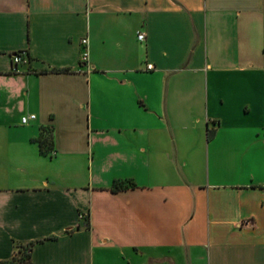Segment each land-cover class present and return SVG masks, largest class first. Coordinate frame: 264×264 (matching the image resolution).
Here are the masks:
<instances>
[{"label":"crops","instance_id":"obj_1","mask_svg":"<svg viewBox=\"0 0 264 264\" xmlns=\"http://www.w3.org/2000/svg\"><path fill=\"white\" fill-rule=\"evenodd\" d=\"M30 241L264 264V0H0V260Z\"/></svg>","mask_w":264,"mask_h":264},{"label":"trees","instance_id":"obj_2","mask_svg":"<svg viewBox=\"0 0 264 264\" xmlns=\"http://www.w3.org/2000/svg\"><path fill=\"white\" fill-rule=\"evenodd\" d=\"M57 70L66 71L68 69L64 68V69H57ZM212 135H213V133L211 131H209L207 138L210 139L212 137ZM48 140L49 141L51 140V136H45V137H43V139H41L39 141L41 151L44 152V150H45L44 146ZM50 144H51V142H50ZM116 188L113 187V189H116ZM48 238L53 239V238H55V236H51ZM38 241H42V240H38ZM38 241H30V242H27L25 244H16L15 245V251L12 254V256H10L7 259H1L0 264H32V248H33V245Z\"/></svg>","mask_w":264,"mask_h":264},{"label":"built area","instance_id":"obj_3","mask_svg":"<svg viewBox=\"0 0 264 264\" xmlns=\"http://www.w3.org/2000/svg\"><path fill=\"white\" fill-rule=\"evenodd\" d=\"M138 39L139 40H144L145 39V34L143 32H139L138 35H137ZM81 43L85 46L87 44V37H83L82 40H81ZM87 56H88V52L86 50V48L83 50L82 54H81V60L82 61H86L87 60ZM25 57V53L24 52H17L15 54L12 55V61L14 64H19L21 63L22 61H24ZM152 64H147L146 65V68L147 69H152ZM36 118V115L31 113V114H26V115H23L21 117V123L22 124H26L28 123L30 120L32 119H35ZM251 222V220L249 218H246V219H243L241 221V224H249Z\"/></svg>","mask_w":264,"mask_h":264}]
</instances>
